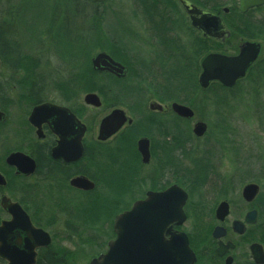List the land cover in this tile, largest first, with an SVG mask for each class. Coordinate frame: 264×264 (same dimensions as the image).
Listing matches in <instances>:
<instances>
[{
    "label": "trees",
    "instance_id": "obj_1",
    "mask_svg": "<svg viewBox=\"0 0 264 264\" xmlns=\"http://www.w3.org/2000/svg\"><path fill=\"white\" fill-rule=\"evenodd\" d=\"M39 1L40 4H44L43 12L37 15L31 12L30 22L26 23L21 21L22 13L27 10L26 6L16 3V0H0V61L10 71H16L21 66L25 67L29 79L27 84L22 83L19 87L25 90L24 99L29 105L41 102L43 97L39 94L45 90L44 86L48 82L54 85V80L51 75L44 76L43 73L36 71L37 61L23 54L24 42L37 46V42L43 45L44 40H47L56 58L65 62L70 75L62 84L55 83L60 96L64 99L70 98L69 95L73 93V90L93 91L101 96L103 109L125 105L130 108L132 114H138L142 100L145 98L139 85L147 82V78L153 80V69L157 70L156 76L161 81V99L180 100V96L183 95L182 100L186 102L184 96L188 98L191 96L192 99H189L188 104L193 108L195 105L198 106L194 99L200 91L202 94L210 93L211 97L216 99H219L223 92H232L233 88H225L218 82H212L206 90H200L197 83V74L200 70L199 59L210 51L225 53L229 48H233L234 41L242 37L253 40L264 36V19H250L252 12L257 9L240 14L237 10V0H190L197 6L222 16L230 31L229 38L224 42L203 38L191 28L182 18L183 15L176 0H132L140 10V16L133 17L139 22L142 18L143 22L148 24L149 34L146 41L150 40L153 43L152 46L157 47L151 48L150 58L147 59V55L145 57L142 55L144 51L141 52L135 46L136 42L126 39L127 34L122 22L119 19L115 21L116 16L110 9L113 0ZM225 4H228V13L223 11ZM107 7L114 18L107 15L109 12ZM47 13L49 18L46 20ZM114 23L119 27L120 34L116 31L117 28L112 27ZM182 33L188 40L181 41ZM96 48L106 49L111 56L126 64L127 76L116 78L111 74L94 70L90 64V58ZM6 94L7 90L0 85V108L2 109L9 107V103L5 102ZM175 94L176 97L170 98ZM136 133H145L142 126L137 127ZM161 140L167 142L165 135ZM185 142H189L188 135L178 133L176 141L174 140L171 145V152L166 155H171L168 166L173 168L177 183L182 184L184 179L187 180L188 189L192 193L206 185L214 172L209 156L206 158V153L202 152L200 156L193 157L191 147L187 148ZM165 150L166 148H162V153ZM177 151H179L178 154ZM7 153L8 150L0 157V170L7 178L5 191L12 186L13 189L22 184L21 181L19 184L14 181L17 176L4 163ZM33 155L37 161L36 172L41 174L44 153L39 150L36 152L37 156L35 152ZM183 161H187L189 165L184 164ZM122 166L113 176L118 180L123 176ZM114 178L111 179L109 176L105 182L107 188L111 186L113 193L118 191ZM134 179L137 180V177ZM40 190L41 187L36 183L30 193L23 192V195L28 196L27 198L11 193L9 196L19 201L34 223L46 227L40 218V210L39 214L32 210L38 205L41 208L38 202ZM106 197V194L100 195L99 202L96 203L97 210L106 208ZM263 204L264 201H262ZM77 210L81 211L80 218L76 220L81 229H92L99 222L101 215L93 214L90 201L83 203ZM47 250V253L38 255L36 264H76L75 254L66 250L58 251L53 245Z\"/></svg>",
    "mask_w": 264,
    "mask_h": 264
},
{
    "label": "flooded vegetation",
    "instance_id": "obj_2",
    "mask_svg": "<svg viewBox=\"0 0 264 264\" xmlns=\"http://www.w3.org/2000/svg\"><path fill=\"white\" fill-rule=\"evenodd\" d=\"M118 62L122 63L121 61ZM122 64L124 65V63ZM171 97H176V94ZM175 99L160 98L158 101L150 100L147 102V98H144L140 112L132 114L130 111L129 114H126L128 119L121 129L102 141L98 140L97 137L99 122L113 108H110L107 112L105 111V114L97 120L92 113L96 108L86 104L82 106L83 102L79 103L76 96L68 99L62 97V104L59 105L66 107L70 114L75 117L73 120L74 124L80 122L86 127L80 137L81 152L78 158L66 161L64 158H54L52 156V150L59 144L61 137L53 131L50 121L43 123V135L40 138L35 135L34 129L31 135L27 131L25 147L8 150V152L20 151L29 155L35 161V171L27 176L17 175L15 167L12 170L17 179L26 181L27 193L31 192V188L36 183H39L41 187H46L41 196L48 202L45 203L48 207V214L45 217V224L47 223L48 228L51 225V228H53L54 222L60 223L59 226L55 225L56 230L60 229L65 234L64 236L68 239L69 245L77 246V242H72L81 230L79 222L76 221L80 218L81 211L77 210V208L82 207L83 203L90 201L93 214L101 216L99 222L88 230L95 228L101 230L100 234L104 238L103 240L99 239L97 243H103L102 252H105L109 243H112L117 238L114 223L119 214L129 211L136 201L144 200L148 191L161 192L171 185H178L173 168L168 166L171 155H166V153L171 152V145L174 140L176 141L178 133L180 135L185 133L184 136L188 135V139H190L189 129L187 128V131L184 132L180 126L188 124L194 116L186 119L173 112L171 105L173 102H177ZM180 101L179 103L188 105L182 99ZM126 108L128 109V107ZM103 110L106 109L104 108ZM206 125L207 130L203 136L197 137L192 133L195 139L203 138L206 135L208 124L206 123ZM138 126H142L145 133H136ZM94 127L96 129L95 132ZM27 128L31 130L28 125ZM77 130L75 125L69 131V135L66 136V141L64 139L63 153L74 155L79 134ZM163 135H165L167 142L161 140ZM140 139H146L148 143L150 158L147 163L142 162V157L138 150V141ZM4 141H6L5 135L0 134V144ZM162 148H166L163 153L161 151ZM39 150L44 153L41 174L36 172L37 161L33 155L34 152L36 155ZM121 165H123L121 172L123 176L118 180L113 176L119 172ZM109 176L111 179L114 178L116 180L114 184L118 191L115 193H113V189H110L111 186L109 188L106 187V178ZM135 177H137V180L134 179ZM74 179L86 180L93 185V188L88 190L76 187L72 185ZM98 180H101L104 184V189L100 193H98ZM32 182L34 183L32 184ZM119 182L121 183L119 184ZM101 194L107 195L105 199L107 206L104 210L99 208L97 210L96 203L99 202ZM240 196L245 203V211L234 219L228 218L232 211L229 200L226 198L221 199L228 201L230 209L228 216L225 217L223 222H220L215 217V208L221 200L205 214L203 211H193L194 218L191 223H189V206L187 209L184 206L186 228L183 226L184 223L178 226L176 222H171L166 228L168 232H164V240L168 241L172 235L176 236L178 232H183L187 237L188 246L194 258L191 264H264V204L262 205L264 196L258 194L252 202L245 201L241 191ZM52 203L54 211L51 210ZM253 210L256 212L253 221L246 222V214ZM234 221H240L243 224L240 227L242 232L235 230ZM32 223L37 226L34 221ZM216 227H218V236L214 235ZM48 228L46 231L49 233L53 243L54 232ZM78 238L80 241V237ZM94 247L97 248L99 245ZM47 249L46 247L36 248L35 264L38 260V255L47 253ZM153 253L155 252H149L150 255ZM148 260L149 264H158L161 262V257L159 259L148 258ZM6 263L0 257V264Z\"/></svg>",
    "mask_w": 264,
    "mask_h": 264
},
{
    "label": "rangeland",
    "instance_id": "obj_3",
    "mask_svg": "<svg viewBox=\"0 0 264 264\" xmlns=\"http://www.w3.org/2000/svg\"><path fill=\"white\" fill-rule=\"evenodd\" d=\"M17 2L27 7L26 12L22 13L21 21L23 22H30L31 12L36 15L43 12L44 4H40L39 0H16ZM224 7H228V4H225ZM110 9L113 10V15L116 16L115 21L119 19L124 25L127 34L126 39L136 42L135 46L141 52L144 51V54L142 52L143 57L147 55V59H149L151 48L157 47H153V43L150 40L146 41L149 34L148 24L143 22L142 18H140L141 21L139 22L133 17L134 15L140 16V10L137 5L132 0H113V5H110ZM110 9L107 7L109 11L107 15L114 18ZM45 16L47 20L49 18L48 13ZM182 18L187 22V17L184 14ZM250 19H264V6L252 12ZM112 27L117 28L116 31L120 34L116 23ZM70 36L72 37V35ZM43 38L46 39L44 36ZM186 40H188L186 35L182 33L181 41ZM243 40L249 39L242 37L234 41L232 44L233 48H229L225 53L235 55L238 44ZM44 41L43 45L37 42V46L24 42L23 54L33 57L37 61L38 68L36 71L43 73L44 76L51 75L54 80V85H50L48 82L44 86L45 90H42L39 95L43 97L44 101L50 100L56 104H62L60 92L57 90L55 83L57 82L58 85L62 84L67 80L70 73L66 68L65 62L56 58L53 49L49 47L48 41ZM249 41H256L261 45V54L248 70L246 76L233 87L232 92H223L219 99L211 97L210 93H197L194 101L198 106H193V119L188 124L180 126L184 132L187 131V128L189 129L190 139L188 143L185 142V146L187 148L191 147L192 156H200L202 152L206 153L205 157L208 158L209 156L214 172L210 175L207 184L198 191L191 193L188 189V181L185 179L182 184H178L189 195L185 205V209L189 206V223L193 221V211H203L205 214L210 209H213L216 203L223 198L228 199L231 204L232 211L228 218L234 219L240 216L241 212L245 211V203L241 199L240 191L246 183L253 182L258 184L259 195L264 196V36L260 39ZM101 51L108 54L106 49L101 48H96L93 54ZM156 71L153 69V80L147 78V82L139 85V89L142 91L143 96L145 94L147 102L150 100L158 101L161 98V81L156 76ZM28 79L29 76L26 75L25 67L21 66L16 71H10L0 64V85L7 90L5 102L9 103V107L0 108V111L6 114L4 123L0 125V134H4L6 137V141L0 144V157L7 150L24 148L27 140L26 132L29 131L30 135L31 133L33 134V130L27 128L28 124L26 121L31 106L24 99L25 90L19 87L22 83L27 84ZM83 95L82 91L73 90L70 97L76 96L79 103H82ZM184 99L188 103L192 97L184 96ZM175 101L181 102L179 99H175ZM82 106H84L83 103ZM126 107L125 105L117 106V108L123 109L126 114H129V107L128 109ZM110 108L105 111L107 112ZM105 111L95 109L92 113L99 120L105 114ZM196 120L204 121L208 124L206 135L200 139H195L191 132L192 124ZM178 153L179 151H177ZM183 163L189 165L187 161H183ZM14 181L18 184L21 181L22 184L20 186L23 187L16 186L12 189V186L7 191L3 189V191H0V198L3 194L8 196L10 193L24 198L28 197L23 195L25 191L27 194L26 181L20 179H15ZM98 182V193H100L104 189V184L101 180H98ZM45 189L46 187H41L38 193V202L41 208L38 205V207L34 206L32 209L38 214L40 210V218L44 223L48 214V207L45 203L48 202L44 200L43 196H40V193L44 192ZM51 210L54 211L53 203ZM7 217L5 213L0 211V218ZM186 223L183 225L184 228H186ZM59 224L54 222L53 228H51L52 225L48 228L47 223L45 225L54 232L53 245L56 246L58 251L66 250L71 254H75L76 264H87L92 257L102 252L103 243H97L99 239L103 240L104 238L100 234L101 230L99 228L93 230L81 229L78 236H75L72 241L73 243L77 242V246H74L68 244V239L60 229L56 230L55 225L59 226ZM78 237H80L81 242ZM95 245H99V247L96 248L94 247Z\"/></svg>",
    "mask_w": 264,
    "mask_h": 264
},
{
    "label": "water",
    "instance_id": "obj_4",
    "mask_svg": "<svg viewBox=\"0 0 264 264\" xmlns=\"http://www.w3.org/2000/svg\"><path fill=\"white\" fill-rule=\"evenodd\" d=\"M187 14L189 24L198 30L205 38L217 41H224L229 37L222 17L214 12L202 9L189 0H176ZM264 5V0H238V12L247 13L253 8ZM223 11L228 12L224 7ZM258 42L243 41L235 55H225L219 52L207 53L201 60V72L198 76V84L205 89L211 81H218L225 87H232L235 82L242 78L249 66L257 59L260 53ZM92 68L98 71H108L117 77L126 73V67L116 62L104 52L97 53L91 59ZM86 104L99 107L101 101L96 93H86L83 98ZM172 110L186 119L194 115L189 106L179 103H172ZM4 114L0 112V120ZM75 117L70 114L66 107L52 103H40L31 109L28 122L35 128L36 135L40 138L42 124L50 121L52 129L59 134L61 141L53 148L54 158H64L66 161L78 158L81 152L80 137L85 131V126L78 122L74 124ZM127 121L123 110L113 109L108 115L100 120L98 128V140H106L116 133ZM77 126L79 132L74 155L63 153V141L67 139L69 131ZM207 125L198 121L193 125L192 133L200 137L206 131ZM138 150L142 162L149 161V148L146 139L138 141ZM5 162L8 166L15 167L16 173L29 175L35 171L34 160L19 151L9 153ZM6 184L5 177L0 173V186ZM72 185L91 189L93 185L83 179H74ZM259 193V186L255 183H247L242 187L241 195L247 202H252ZM187 200V192L177 185H171L161 192L148 191L144 200L136 201L129 211L117 216L114 228L117 238L109 243L108 250L92 259L89 264H149L148 258L159 259L158 264H191L193 256L188 246V240L183 232L172 235L168 241L164 240V232L171 222L179 226L186 219L183 207ZM1 207L6 210L11 218L0 222V257L7 260V264H34L35 248L49 246L51 238L41 228L32 225L29 216L19 203L11 201L8 197L2 196ZM229 203L227 200L218 202L215 208V217L223 222L229 214ZM256 212L253 210L245 216L246 222H252ZM243 224L234 221L236 231L242 232ZM218 236V227L214 231ZM155 252L152 255L149 252Z\"/></svg>",
    "mask_w": 264,
    "mask_h": 264
}]
</instances>
